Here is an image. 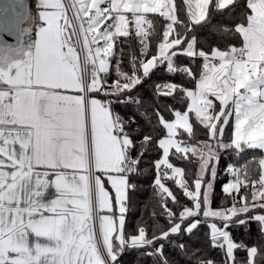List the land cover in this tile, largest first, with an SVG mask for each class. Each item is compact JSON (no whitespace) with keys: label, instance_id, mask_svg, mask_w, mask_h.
Listing matches in <instances>:
<instances>
[{"label":"snow or ice","instance_id":"obj_1","mask_svg":"<svg viewBox=\"0 0 264 264\" xmlns=\"http://www.w3.org/2000/svg\"><path fill=\"white\" fill-rule=\"evenodd\" d=\"M239 3L183 0L187 18L181 19L174 0H39V19L46 26L38 28L35 40L0 49V264H119L125 250L138 249H151L150 255L168 264L160 241L191 235L201 224L224 254L223 264H235L236 249L247 251V264H256L258 248L236 243L229 229L254 220L264 233V158L258 161V178L248 164L229 163L222 191L231 206L211 205L221 153L264 151V0H246L248 11L240 12L239 22L221 25L242 46L208 52L198 49L193 34L212 11L234 19ZM18 9L27 10L25 0H0V30L18 31ZM131 38L139 43L140 56L131 54V72H126L121 60L111 62L117 45H130ZM180 56L189 66L177 65L174 58ZM197 60L195 90L171 82L156 86L158 96L177 99L179 92L181 103L189 101L188 110L174 111L171 121L157 112L166 137L157 143L154 134L143 133L137 147L131 132L140 134V127L130 132L135 121L113 105L139 104L130 94L161 65L168 75L195 79L191 65ZM113 68L117 79L109 84ZM190 113L207 140L177 139L180 129L193 140L199 134ZM152 144L162 152L154 164V184L170 227L156 235L157 225L151 238L142 226L138 234L127 235L132 179ZM172 149L176 160L194 158V174L172 163ZM165 177L191 206L181 205ZM49 187L56 197L45 202ZM163 194L182 208L178 215Z\"/></svg>","mask_w":264,"mask_h":264},{"label":"trees","instance_id":"obj_2","mask_svg":"<svg viewBox=\"0 0 264 264\" xmlns=\"http://www.w3.org/2000/svg\"><path fill=\"white\" fill-rule=\"evenodd\" d=\"M34 0H29V10H34ZM177 6V14L181 19L187 18L186 8L184 7L183 0H174ZM246 0H240L235 12L232 14L234 19L228 18L221 12L212 11L210 18L206 22H202L201 26H194L196 29L193 33L197 38L198 49H204L210 52L213 47H218L223 50L229 46H242V40L233 38L230 35L224 34V29L221 25H234L239 22L240 12L248 11L245 7ZM150 18L154 20H160L161 18L157 14H148ZM159 27V26H158ZM34 24L31 27L30 38H33ZM162 31V28H161ZM219 33V34H218ZM134 37V33H133ZM120 40H125L121 37ZM121 49L123 52L121 53ZM156 40H151V51L155 52ZM115 51L117 56L113 58L112 65L116 64L117 59L121 60V67L126 72H131L130 58L134 53L137 57L140 56V45L134 39L131 38L130 45L118 44ZM150 58V56L148 57ZM178 66H189V59L185 57L174 58ZM193 72L195 73V79L184 77L180 74L174 76L168 75L166 66L161 65L154 69L150 74V77L146 78L141 85H138L133 89L132 95L134 98L139 99L140 103H129L126 106L121 104H114V110L125 119H133L135 123L131 125V129H135L137 125L141 129L140 134L131 132L132 139L137 142L139 147V141L142 139L143 133L154 134L155 140L158 143L159 139L166 136V132L162 125H159V118L157 112H159L165 119L171 121L174 117V111H187L188 101L185 99L183 103L180 102V93H174L177 99H173L171 96L157 95L156 86L164 83H175L182 85L188 90H193L196 86V81L199 79V72L201 68V61L197 60L195 65H191ZM113 68L111 75L108 77V83H112L117 79L114 74ZM142 74V73H141ZM143 114V115H142ZM191 120L194 129L199 130V134L196 139L193 140L188 137L187 133H183V136H187L189 143H196L197 141L207 140L208 137L203 134L205 131L203 126L200 125L194 115L190 113ZM147 117V119H146ZM150 121V123H149ZM230 136L232 132V125L230 124L226 129ZM179 132H183L179 130ZM177 133V136L179 135ZM175 150H171V161L175 166L187 168L194 174L196 171V163L190 162L186 159L176 160L172 153ZM161 151H158L156 144L149 146V151L145 153L140 163L139 174L134 176L132 183L135 184V189L129 192L128 211L126 213V234L136 235L138 234L139 227L146 229L149 238L153 235V230L157 225L160 227L156 229V235H159L161 231H167L170 227L166 214L163 213L161 206V196L158 194L157 186H155L156 170L154 167L155 162L161 158ZM133 157L137 155V152L132 153ZM181 156L183 154H180ZM259 150L248 149L240 156H234L232 153H221L219 159V172L215 182V189L213 193L212 208H220L222 205L226 207L231 206V200H228L225 205L226 195L222 191V187L229 181L228 175H226L227 166L229 163H238L242 168L245 164H248L253 169L254 178H258L259 164L258 159L261 157ZM191 157V156H189ZM166 186L178 197L181 205H191V202L184 197L183 192L177 186L173 185L169 181H164ZM243 191V189H242ZM167 200L169 208L174 209L179 214L182 208H178L167 197V194H163ZM230 234L234 241L238 244L241 242L248 248L257 247L258 254L255 257L256 264H264V233L261 232V228L254 220H249L246 225H237L229 229ZM160 244L163 245V257H166L168 264H207L209 261H214L215 264H223L224 254L221 250L210 243L209 229L206 225L201 224L197 230H194L193 234L189 235L187 232L183 234H176L170 237V240H161ZM157 244V247L160 246ZM151 249H138V250H125L119 257V264H163L162 259L159 257H153L149 253ZM235 264H247L248 255L247 251L242 249L234 250ZM229 264V261H227ZM232 264V262H231Z\"/></svg>","mask_w":264,"mask_h":264},{"label":"crops","instance_id":"obj_3","mask_svg":"<svg viewBox=\"0 0 264 264\" xmlns=\"http://www.w3.org/2000/svg\"><path fill=\"white\" fill-rule=\"evenodd\" d=\"M38 3H39V0H34L33 1V5H34V10H32L31 12V14H30V17H29V19L30 20H28V25L27 24H25V25H23L22 27H21V31H22V33H23V36L26 34V42H24V37L22 38L23 40H22V42H21V44L19 45V46H17V47H20V46H26L27 45V43L29 42V38H30V36H29V34H30V31H31V27H32V25L34 24V27H35V29H34V32H33V38H32V40H35V38H36V35H35V33H36V31L38 30V28L39 27H41V26H46L45 24H44V21L43 20H40L39 19V12L40 11H42L43 9H39L38 7H37V5H38ZM48 11H51V9H49ZM15 48V47H14ZM2 50H4L5 52H7V50H8V47L7 48H2ZM195 88H196V86H195ZM195 88L193 89V90H195ZM214 99V98H213ZM188 103H189V101H188ZM215 103L218 105L219 104V101H215ZM187 110H188V107H187ZM193 115H194V117H195V114L194 113H192ZM173 119H174V117H173ZM172 119V120H173ZM196 119V118H195ZM180 130H182L183 131V129H180ZM232 131H233V128H232ZM165 132H166V130H165ZM166 137V136H165ZM164 137V138H165ZM163 139V138H162ZM178 139V138H177ZM172 150H175V149H172ZM255 150H259V149H255ZM260 152H261V157L259 158V159H261V158H264V151H261V150H259ZM161 158H162V154H161ZM259 159H258V161H259ZM52 178H54V177H50V179H52ZM228 183V182H227ZM226 183V184H227ZM225 184V185H226ZM105 186H106V189H108V190H110L111 189V186H110V184H108L107 183V180H106V178H105ZM56 197V193H55V189L54 188H52V187H49L48 189H47V191L45 192V196H44V201L45 202H47V201H49V200H51V199H54ZM213 209H218V208H213ZM32 239V237L30 236V240ZM250 249V248H249ZM231 260H229V264H231Z\"/></svg>","mask_w":264,"mask_h":264},{"label":"rangeland","instance_id":"obj_4","mask_svg":"<svg viewBox=\"0 0 264 264\" xmlns=\"http://www.w3.org/2000/svg\"><path fill=\"white\" fill-rule=\"evenodd\" d=\"M26 4V3H25ZM27 6V4H26ZM23 11L18 9V16L19 17V12ZM16 23L18 25V31L12 35L8 34L7 31H3L0 30V48H10V46H19L22 42V38L24 37V42H26V34L23 36V33L21 31V25L19 26L18 22H17V18H16ZM15 47V48H16ZM12 48V47H11ZM115 74V72H114ZM116 75V74H115ZM114 82V81H113ZM112 82V83H113ZM111 84V83H110ZM181 134H183V132H179V135L177 136L178 139H187V136L184 137L183 135L181 136ZM191 144H195V143H191ZM189 156H191V154L189 153ZM194 159V158H193ZM229 180V179H228ZM164 181H169L171 182L173 185L177 186L173 181L168 180L167 177H165ZM178 187V186H177ZM179 188V187H178ZM237 199H239V196L237 197ZM191 206V205H189ZM258 212H261L262 210H257Z\"/></svg>","mask_w":264,"mask_h":264},{"label":"water","instance_id":"obj_5","mask_svg":"<svg viewBox=\"0 0 264 264\" xmlns=\"http://www.w3.org/2000/svg\"><path fill=\"white\" fill-rule=\"evenodd\" d=\"M25 3L27 4V10L26 11H20L19 12V17H17V22L19 24V26L25 21L26 16H27V12L29 10V0H25ZM12 48L16 47V46H10Z\"/></svg>","mask_w":264,"mask_h":264},{"label":"flooded vegetation","instance_id":"obj_6","mask_svg":"<svg viewBox=\"0 0 264 264\" xmlns=\"http://www.w3.org/2000/svg\"><path fill=\"white\" fill-rule=\"evenodd\" d=\"M29 17H30V10H28V12H27V16H26V19H25V21L21 24V27H22L23 25H25V24L28 25V20H30ZM0 49H2V48H0Z\"/></svg>","mask_w":264,"mask_h":264},{"label":"built area","instance_id":"obj_7","mask_svg":"<svg viewBox=\"0 0 264 264\" xmlns=\"http://www.w3.org/2000/svg\"><path fill=\"white\" fill-rule=\"evenodd\" d=\"M67 14H68V15H72V13H71V12H68ZM240 167H241V166H240ZM241 168H242V167H241Z\"/></svg>","mask_w":264,"mask_h":264}]
</instances>
